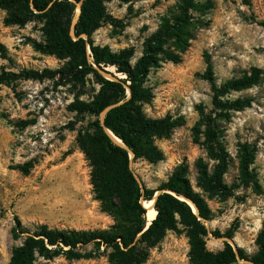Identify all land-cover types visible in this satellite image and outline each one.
<instances>
[{
    "label": "rangeland",
    "instance_id": "rangeland-1",
    "mask_svg": "<svg viewBox=\"0 0 264 264\" xmlns=\"http://www.w3.org/2000/svg\"><path fill=\"white\" fill-rule=\"evenodd\" d=\"M200 1L209 7L193 12L201 22L192 31L181 60L153 68L146 81L154 97L144 105L145 113L152 118L169 116L180 125L169 136L155 139L163 160L150 163L133 157L131 168L140 183L155 190L176 170H185L210 211L209 219L200 220L210 232L221 233L238 221L234 241L251 258L264 226V0H250V5L243 0ZM179 3L105 0L111 18L93 32L92 39L113 52L133 48L135 63L145 40L178 14ZM7 17L8 11L0 8V44L6 47V56L0 52V74L54 72L64 65L39 50L45 41L41 18L32 16L18 25L6 24ZM250 77H258L251 87L227 86ZM100 89L92 74L81 81H68L58 74L0 84V264H10L15 249L41 225L95 231L117 222L95 197L92 166L79 143L80 135L93 132L97 121L80 108L92 103ZM208 124L227 156L223 194L205 191L199 184L200 168L206 166L212 174L218 163L204 145ZM244 146L251 152L246 166ZM26 162L32 166L27 174L12 168ZM17 220L24 233H14ZM187 231L179 222L176 231H168L151 249L146 264H192ZM205 242L214 253L225 248L221 238L212 234ZM88 250L94 253L91 258L46 259L36 254L31 264H111L104 247L91 244ZM240 260L237 264H242Z\"/></svg>",
    "mask_w": 264,
    "mask_h": 264
},
{
    "label": "trees",
    "instance_id": "trees-1",
    "mask_svg": "<svg viewBox=\"0 0 264 264\" xmlns=\"http://www.w3.org/2000/svg\"><path fill=\"white\" fill-rule=\"evenodd\" d=\"M243 2L251 4L250 0ZM78 3H81V10L73 26ZM208 7L200 0H180L178 14L172 21L165 20L159 30L145 40L142 55L132 63L133 48L113 52L107 46L96 45L92 39L93 32L111 18L107 14L105 0H0V8L8 11L6 24L24 25L32 16L41 18L45 41L39 50L65 62L54 72L27 70L20 74L2 73L0 84L21 77L41 80L58 74L68 81H81L92 74L101 85L95 100L80 108L94 115L97 121L93 124V132L80 135L79 143L92 166L91 183L95 197L117 221L108 229L95 231L51 229L41 225L21 247L15 249L10 264H31L36 254L46 259L59 255L69 259L91 258L94 254L88 250L91 244L98 249L104 247L111 264H146L151 249L163 241L168 231H176L179 222L188 229L192 264H237L239 259L264 264V226L256 238L258 250L251 258L242 248H235L228 242H224L225 248L217 253L207 249L205 239L210 234L215 238H233L239 222L233 223L225 233L219 230L210 232L200 220V217L209 219L210 211L193 190L183 169L176 170L160 186L159 189L165 191L156 199L155 219L149 221L144 202L154 199L156 190L140 183L131 168L129 150L134 153L135 160L144 158L150 163H157L164 159L155 139L169 136L180 123L169 116L152 118L145 113L144 105L154 97L146 81L153 68L181 60V54L193 38L192 31L201 22L193 12H204ZM72 28L75 37L71 34ZM0 52L6 56V47L2 44ZM104 73L113 75L115 79L107 78ZM257 82L258 77H250L232 81L227 86L241 90ZM118 103L121 104L105 115L104 125L129 150L116 144L101 122L102 112ZM207 128L204 145L209 157L218 163L212 174L206 166L200 168L199 184L205 191L223 194L222 176L228 166L227 156L218 147L216 131L211 124ZM243 148V164L246 166L251 163L248 159L251 152L247 147ZM31 167V163L26 162L12 168L27 174ZM183 196L195 203L198 214L187 201L182 200ZM149 222L151 224L147 227ZM24 232L20 220H17L14 233Z\"/></svg>",
    "mask_w": 264,
    "mask_h": 264
},
{
    "label": "water",
    "instance_id": "water-1",
    "mask_svg": "<svg viewBox=\"0 0 264 264\" xmlns=\"http://www.w3.org/2000/svg\"><path fill=\"white\" fill-rule=\"evenodd\" d=\"M80 10H81V3H78L77 4V13H76V16H75V18H74V21H73V26H74V24L76 23V21H77V19H78V17H79V14H80ZM71 34L75 37V34H74V31H73V28H72V30H71ZM84 37H87V35H84ZM104 75L107 77V78H109V79H115V77L113 76V75H111V74H107V73H104ZM119 104H121V103H118V104H114V105H110V106H108L103 112H102V114H101V122H102V125H103V127H104V129H105V131L108 133V135L111 137V139L116 143V144H119V145H121L122 147H124V148H126V149H128L122 142H121V140H119L109 129H107L106 128V126L104 125V117H105V115L112 109V108H114V107H116V106H118ZM129 150V149H128ZM130 151V159H131V161H132V158L134 157V153L131 151V150H129ZM136 177H137V175H136ZM138 178V177H137ZM165 190H163V189H158V190H156V193H155V196H154V199H152L151 201H149V202H144V205H145V207L147 208V210L149 211V210H156L155 209V202H156V199H157V197L159 196V194H161L162 192H164ZM182 200H185V201H187L191 206H192V208H193V210H194V212L197 214L198 213V208L196 207V205H195V203L192 201V200H190V199H188V198H186V197H182ZM157 211V210H156ZM150 224H151V222H150ZM147 227H149V225H147ZM221 240L223 241V242H228V243H230L231 245H233L235 248H237L238 246L236 245V243H235V241H234V238H227V237H222L221 238ZM240 262H242V263H250V264H253L251 261H243V260H240Z\"/></svg>",
    "mask_w": 264,
    "mask_h": 264
},
{
    "label": "bare ground",
    "instance_id": "bare-ground-1",
    "mask_svg": "<svg viewBox=\"0 0 264 264\" xmlns=\"http://www.w3.org/2000/svg\"><path fill=\"white\" fill-rule=\"evenodd\" d=\"M156 215H157V211L156 210H153V209L149 210L148 213H147V219L149 221H152L153 219H155ZM149 224H150V222H149ZM149 224H147V225H149Z\"/></svg>",
    "mask_w": 264,
    "mask_h": 264
}]
</instances>
